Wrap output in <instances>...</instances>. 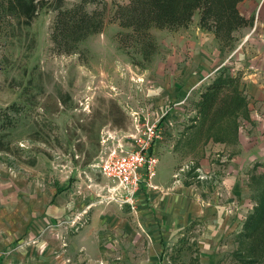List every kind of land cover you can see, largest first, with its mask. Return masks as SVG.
<instances>
[{
  "label": "rangeland",
  "instance_id": "1",
  "mask_svg": "<svg viewBox=\"0 0 264 264\" xmlns=\"http://www.w3.org/2000/svg\"><path fill=\"white\" fill-rule=\"evenodd\" d=\"M55 2L47 0L27 25L0 5V192L8 202L19 197L28 215L37 205L26 264H241L237 255H247L248 242L238 239L239 222L264 193V0L239 2L254 21L235 32L231 47L200 29L198 13L187 28H152L159 54L144 70L114 37V6L127 0H86L104 23L73 54L52 50ZM223 69L240 75L245 104L209 137L191 120L199 93ZM184 77L200 80L186 95ZM131 110L160 116L162 129L157 174L152 187L137 190L133 206L98 169L108 148L129 142L123 135L133 132ZM86 151L93 158L83 165ZM56 196L83 208L49 218ZM170 203L192 217L178 230L161 218ZM94 212L99 225L109 217L118 227L98 237Z\"/></svg>",
  "mask_w": 264,
  "mask_h": 264
},
{
  "label": "trees",
  "instance_id": "2",
  "mask_svg": "<svg viewBox=\"0 0 264 264\" xmlns=\"http://www.w3.org/2000/svg\"><path fill=\"white\" fill-rule=\"evenodd\" d=\"M241 1L244 0H127L126 3H118L112 14V21L120 27L114 36L117 49L128 56L132 66L144 70L159 54L151 29L164 28L174 32L187 28L195 13H198L201 30L213 34L220 46L231 47L235 42V32L243 27H252L254 21L253 16L246 18L239 11ZM46 2L1 0L0 5L11 14H22L23 23L27 25ZM85 3L86 0H82L71 7H64L62 0H56L53 4L55 15L49 38L52 50L57 54H73L90 35L101 32L103 15L97 10H88ZM199 94L191 124L192 127L198 125L200 132H208L209 137L215 126L235 116L245 104L240 75H232L224 69ZM8 109L20 113L17 105H10ZM92 156L86 151L83 165L89 164ZM238 239L248 242L247 255H237L241 264L264 261V193L245 218Z\"/></svg>",
  "mask_w": 264,
  "mask_h": 264
},
{
  "label": "crops",
  "instance_id": "3",
  "mask_svg": "<svg viewBox=\"0 0 264 264\" xmlns=\"http://www.w3.org/2000/svg\"><path fill=\"white\" fill-rule=\"evenodd\" d=\"M182 80L184 84V87H181L180 89L182 95H186V93L190 92V90L194 88L197 82L198 83L200 82V80H198L197 78L186 79L184 77L182 78ZM155 143L153 144L151 151L156 155V152L154 151ZM140 186L141 187L139 189L143 187L144 188L148 187L145 183H141ZM229 186H230L229 190L232 191V193H234V197L238 199L237 204L240 207L242 205V197H239L238 191H236L238 185L232 182V184H229ZM7 198L8 197L6 196V193L0 192V264H26L27 255L31 253V250H29L31 246L28 245L29 243L28 240L34 239L33 237H35V233H37V229H38L36 227L37 226L36 224L38 223H34V219L32 218L33 215H35L34 213L37 214L39 211L37 205H33V206L30 205L31 210H30V215H28L29 212L28 206H26V208L23 209L22 204H20V199H18L19 197H15L13 201H9V202ZM53 203L54 206L49 208L47 213V216L52 219H54L55 216L62 214V212H64L66 209H71V207L72 210H78V209L80 210L83 208L81 207L82 203H77L76 205V203L74 202H73V206L70 205L69 207H67L68 203L65 197L63 199L62 198L58 199L56 196L53 200ZM75 206H79V208L75 209ZM238 206H235V208H238ZM158 207H160L159 204ZM140 210H142V212L146 213V215L148 216L147 218L145 217V219H149V212L145 210L144 205H142ZM160 210H166L161 212V218H165V221L163 222H165L167 225L168 224L170 225V223L172 222L174 224V228H176L177 230L179 225H182L184 221L192 218L189 213H186L187 211L184 210L182 211L179 207L175 206L173 203H170L168 209H160ZM210 212L211 209H207V210L201 209L200 214L205 213V215H209ZM103 221H104L103 225H99L97 213L94 212L93 219L90 224L91 225L96 224L97 230L101 228L99 229V231L96 230L97 236L101 238H103L102 234H104L103 232L104 227L106 226L107 227L110 226L113 228L118 227L115 224V221H118L117 219L108 217L107 219H103ZM144 222L146 223L147 220H144ZM239 225H242V221L239 222Z\"/></svg>",
  "mask_w": 264,
  "mask_h": 264
},
{
  "label": "built area",
  "instance_id": "4",
  "mask_svg": "<svg viewBox=\"0 0 264 264\" xmlns=\"http://www.w3.org/2000/svg\"><path fill=\"white\" fill-rule=\"evenodd\" d=\"M140 111L131 110L133 132L123 135L129 142L108 148L101 155L98 165L99 172L127 194L124 200L131 206L141 183L152 187L158 157L151 148L162 130L160 116L154 117Z\"/></svg>",
  "mask_w": 264,
  "mask_h": 264
}]
</instances>
